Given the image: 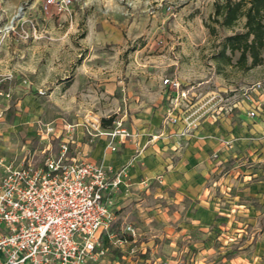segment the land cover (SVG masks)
<instances>
[{"label": "rangeland", "instance_id": "374dc122", "mask_svg": "<svg viewBox=\"0 0 264 264\" xmlns=\"http://www.w3.org/2000/svg\"><path fill=\"white\" fill-rule=\"evenodd\" d=\"M214 1L72 0L58 11L45 0H0V158L56 152L64 127L75 141L110 149L103 136L87 135L85 119L113 117L108 128L130 136L111 154L126 142L142 146L111 168L126 173L113 195V231L131 225L135 245L173 264H264L255 253L264 239V102L256 119L238 103L243 88L264 83V47L262 62L247 70L238 52L226 51L229 64L219 58L223 38L242 31L244 19L232 30L217 26ZM46 124L55 131L46 134ZM196 153L206 190L199 200L163 183L182 157L190 171L187 158ZM154 159L158 170L144 175ZM134 161L140 180L133 184ZM202 200L215 218L190 226L187 213Z\"/></svg>", "mask_w": 264, "mask_h": 264}, {"label": "built area", "instance_id": "2783aa9c", "mask_svg": "<svg viewBox=\"0 0 264 264\" xmlns=\"http://www.w3.org/2000/svg\"><path fill=\"white\" fill-rule=\"evenodd\" d=\"M71 2L45 0L44 5L65 11ZM163 84L179 85L169 78ZM263 102L264 83L240 92L238 103L245 108H239L251 119ZM85 120L87 135L107 136L112 151L115 137L130 136L126 129L103 127L98 117ZM170 121L176 123V115ZM44 131L51 134L55 127L46 124ZM72 132L64 127L66 138L58 151L45 149L40 159L33 154L21 161L0 158V264H104L110 245L130 256L137 252L131 225L113 231V195L124 182L125 169L113 172L85 158L73 147ZM232 143L231 138L223 140L226 146Z\"/></svg>", "mask_w": 264, "mask_h": 264}, {"label": "crops", "instance_id": "0c3cea01", "mask_svg": "<svg viewBox=\"0 0 264 264\" xmlns=\"http://www.w3.org/2000/svg\"><path fill=\"white\" fill-rule=\"evenodd\" d=\"M242 111L245 112L244 110ZM101 138H106L109 142V138L107 136H103ZM226 139L229 138H225V140ZM114 140L115 141H113V143L119 141V137H115ZM233 143L230 146L224 145V147L232 148L236 142L234 144ZM106 145L100 143V144H96L95 147L93 148L92 146L87 145L86 142H79L77 140L76 141L74 140L73 147L76 149V151L78 150L79 152H81V154L88 160L97 163H101L102 160L105 163V165L107 166L110 165L109 167L111 168L120 167V165L124 164L126 161H128V159L131 158V156L134 155L133 154L134 152L141 151L142 149V146L139 143L126 142L124 143V146L121 149L120 153L111 154L110 152L112 151L111 148L110 149L107 148ZM146 150L150 151L152 149L149 146V148H147ZM73 151L74 150H72L71 153ZM72 154L75 153L73 152ZM216 156L217 153H214V157ZM98 158L100 159L98 160ZM199 159L200 158L197 153L187 158V160H189L187 161V164H190L192 166L190 168L191 170L188 171L186 169H188L189 167L185 168L184 164L186 162L184 161L185 160L184 157H182L181 160L178 161L179 163L177 164L175 171H171L163 176V183L170 187L177 188L178 193L182 196L185 195L191 199L197 198L196 200H199L201 196H204L206 191L205 187H203L201 184L203 179L200 177L201 172H199V163H200ZM154 163L155 164L159 163V160L157 159H154V161L146 160L147 166L142 167L141 172L145 175V174H150V172L158 170V165L154 166ZM132 166L133 167L130 168L129 172H130V181L133 182L134 184L139 182L140 175H137L136 172H134V170L139 171L136 161L133 162ZM148 167H150L149 170ZM192 207L193 208L191 213L190 212L187 213L188 215L187 218H190L189 220L191 221V223L189 224L190 226L199 227L201 225L203 226L208 223H211L214 220L215 211L213 209V206L210 205L209 203H206L204 200H202L201 202H195V204L193 203ZM133 240L134 242H136V237H134ZM109 247L111 250H115V249L118 250L120 252V255L119 258L116 257L114 258V256H112V254L110 253L111 250H109L107 257H105L104 259V264H173L170 258H167L165 256L162 257L154 256L152 249H148V247L144 244L142 245L140 244L139 247L137 246L138 247L137 252L131 256L127 255L125 249L122 247H117L112 245H110ZM256 247H257L255 252L256 256L264 258V239L258 241Z\"/></svg>", "mask_w": 264, "mask_h": 264}, {"label": "trees", "instance_id": "16d2710c", "mask_svg": "<svg viewBox=\"0 0 264 264\" xmlns=\"http://www.w3.org/2000/svg\"><path fill=\"white\" fill-rule=\"evenodd\" d=\"M213 7L212 20L221 28L232 30L241 18L244 19L242 31H233L223 38L218 57L229 64L230 55L238 52L236 63L241 69L259 65L264 47V0H215ZM210 30L215 32V27H210ZM113 121V117L100 119L105 128L111 126Z\"/></svg>", "mask_w": 264, "mask_h": 264}]
</instances>
